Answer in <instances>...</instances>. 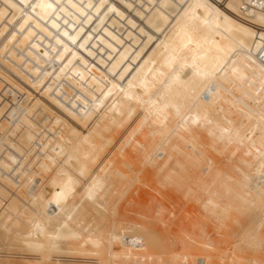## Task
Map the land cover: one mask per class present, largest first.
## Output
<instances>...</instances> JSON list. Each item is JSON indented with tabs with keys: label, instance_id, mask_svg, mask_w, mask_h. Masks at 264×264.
<instances>
[{
	"label": "bare ground",
	"instance_id": "1",
	"mask_svg": "<svg viewBox=\"0 0 264 264\" xmlns=\"http://www.w3.org/2000/svg\"><path fill=\"white\" fill-rule=\"evenodd\" d=\"M243 6L0 0V245L49 264L192 263L186 246L148 248L165 237L116 218L114 188L132 179L121 157L150 142L143 176L184 188L199 171V226H234L233 264H264V10Z\"/></svg>",
	"mask_w": 264,
	"mask_h": 264
},
{
	"label": "rangeland",
	"instance_id": "2",
	"mask_svg": "<svg viewBox=\"0 0 264 264\" xmlns=\"http://www.w3.org/2000/svg\"><path fill=\"white\" fill-rule=\"evenodd\" d=\"M9 103L11 104L13 102L4 101V105H7ZM13 104H16V103H13ZM19 106H20L19 104H17V106L15 105V109L16 108L19 109L20 108ZM120 133H121V131H120ZM147 143H146V148L144 149V152H142V153L139 152L140 154L137 152L134 145H128V148H127L128 149V155L126 154V155L121 157V159L126 160V161L131 163V166L128 169L129 170L132 169V171H129L128 169L126 171L129 172L128 176L131 177L132 179L131 180L127 179V180L123 181L122 184H118L117 187L114 188L115 194L113 196V199H115L114 201H117V200L119 201L117 204L116 218L119 221L128 223L129 225L131 222H135V223H139L140 225L145 226L150 231H152V233H153L152 236L154 238L153 241H155L156 243L159 240L158 236H160V238L162 237V239L165 237L163 240L160 239L161 245L158 243H157L158 245L155 243H151L148 245V248L149 247L150 248L155 247V246L157 248L160 247L157 249V251L162 252V249L163 250L166 249L170 243V245L172 244L171 246H173V250L179 252L180 249H182V248H184V246H186V248H184V249L188 250V251L190 250L189 251L190 258L193 259V261H192V259H189L190 262H192L190 264H233L234 261L231 260V257L234 253H238V251H239V250L235 249L233 239L231 237H229V235H230L229 233L234 229V226L230 227L231 230L229 229V227H226V228L224 226H223V228L219 227L218 222H216L217 225H215V222H212L213 224L208 223L206 226H203V227L201 225L199 226L200 219H198V217L196 215L198 212H201V210H200L201 206L199 204H197V202H196L197 201L196 196H198V197L200 196L199 190L197 189L198 181L196 180V176L200 175V172L196 171L195 169L191 170L192 172L190 171L189 177H188V175H186V179H185L186 183H185V181H184V183H185V185H187V184L188 185L185 186L183 183V186H185L184 188L182 186L181 187L178 186L177 183H174L172 185H170V184L168 185L167 183H162V181H160L163 179L162 176H159V177H156V176L153 177L152 176V178H154L155 181H154V179L151 180V177L143 176L144 174H142V173L145 170H147L148 168H149L148 170H151V168H152L151 165L149 164V161L151 159L150 157L153 155L152 154L153 152H152V148L151 147L149 148L151 143L150 142H147ZM111 148L113 149V147H111ZM116 151H117V149H115V151L113 153H115ZM145 152H146V154H145ZM220 159H223V158L220 157ZM219 161H220L219 159L216 160L218 166H223V165L225 166L223 160L220 161L221 163L223 162L222 165ZM137 171L140 174L139 176H140L141 180L139 179ZM195 173H196V175H195ZM136 177H137V180L139 179L137 182H136V180L134 181V179ZM142 177H144L143 181H142ZM132 180H133V183L131 182ZM192 180H195L194 183L192 182ZM135 183H136V185L133 186V184H135ZM175 184H176V186H175ZM195 186H196V188H195ZM177 191H178V193H177ZM120 197H122V198L120 199ZM192 202H194V203H192ZM198 202H199V200H198ZM197 205H198V207H197ZM191 207H192V210H191ZM193 209H195V210H193ZM195 212H197V213L194 214ZM112 214H113V208H112V206H108L105 216H106V219L110 222L112 221V219H113L112 216L115 214V212L113 215ZM192 214L195 216L190 217V216H192ZM194 217L195 218L197 217L196 220ZM190 219H192V223H191ZM194 221H196V222H194ZM195 223L198 224V227H197V224H195ZM228 224H229V222H227L226 225H228ZM101 227H103V226H101ZM202 228H203V230H205V233L203 236L200 235ZM206 228H208V229H206ZM187 229H188V231H187ZM220 230H222V231H220ZM119 231L121 233H124V232L127 233L126 230L125 231L119 230ZM119 231L115 232L117 234H115L116 235V242H114V244H113L114 246L122 245L121 241H122L123 237H125ZM183 231H184V234H183ZM194 232H195V234H194ZM226 233H228V234L226 235ZM154 234H157V235L154 236ZM156 236H157V238H156ZM183 236H186L184 238L186 240H188V243L184 238H181V240L182 239H184V240H182V241L180 240V237H183ZM205 238H207V239H205ZM5 239L8 241L7 238H4L3 241ZM168 239L170 241H168ZM142 240H144V239H141V241ZM176 240H178V241H176ZM179 240H180V242H179ZM207 240L209 241V243ZM0 242H1V240H0ZM181 242H183L182 245H181ZM3 243L4 242H2L3 246L0 245V248H2L0 250V264H49V263H45V262H41V261H35V260H32L31 258L28 259L26 252L25 253H19V247L17 244L13 245V249H15V250H13L11 248V246H9V243L8 244L5 243L6 245ZM165 243H168V244L166 245ZM208 245L210 248L207 247ZM232 245H233V247H232ZM170 247H168V248L170 249ZM160 249H161V251H160ZM164 251H163V253H164ZM168 251L171 252L172 250L170 251L167 249V251H165V252L167 253ZM211 251L213 252L212 255H214L215 257L211 261H209V259L206 258L205 257L206 255H204V254H206V253L208 254ZM221 252L226 254V256H224V259H221L222 262L218 259L221 256V255H219V253L222 254ZM150 253H152V251H150ZM244 254H247V253H243V255L240 253V255H238L239 258L236 257V259H240L242 257L241 259L245 260L243 257L245 256V258H246V255H244ZM10 255H12V256H10ZM106 257L102 258V261L95 262L94 260H91L89 257L82 256V255L78 256V255L73 254L70 257L69 256H66V257H64V256L58 257L57 256L55 259L57 260L58 263L52 262V264H59V263L64 264L65 261L67 264H109V261L107 262L108 258H106ZM216 257H217V259H216ZM249 257H250V254L247 256V258L249 259ZM168 260L171 261L170 258H167V257L164 258V261L166 263ZM170 261H168V262H170ZM244 263H242V264H244ZM248 264H250V263H248Z\"/></svg>",
	"mask_w": 264,
	"mask_h": 264
},
{
	"label": "built area",
	"instance_id": "3",
	"mask_svg": "<svg viewBox=\"0 0 264 264\" xmlns=\"http://www.w3.org/2000/svg\"><path fill=\"white\" fill-rule=\"evenodd\" d=\"M243 1V0H242ZM264 0H244V10L251 9L252 7H255L259 10H264ZM258 3V5H256Z\"/></svg>",
	"mask_w": 264,
	"mask_h": 264
}]
</instances>
